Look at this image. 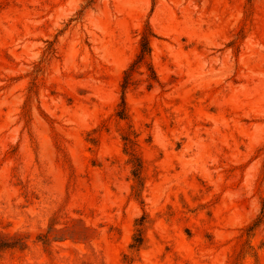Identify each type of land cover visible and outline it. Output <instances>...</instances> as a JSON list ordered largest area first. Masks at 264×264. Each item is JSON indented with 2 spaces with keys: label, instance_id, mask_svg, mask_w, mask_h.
I'll list each match as a JSON object with an SVG mask.
<instances>
[{
  "label": "rangeland",
  "instance_id": "rangeland-1",
  "mask_svg": "<svg viewBox=\"0 0 264 264\" xmlns=\"http://www.w3.org/2000/svg\"><path fill=\"white\" fill-rule=\"evenodd\" d=\"M263 205L264 0H0V264H264Z\"/></svg>",
  "mask_w": 264,
  "mask_h": 264
},
{
  "label": "trees",
  "instance_id": "trees-1",
  "mask_svg": "<svg viewBox=\"0 0 264 264\" xmlns=\"http://www.w3.org/2000/svg\"><path fill=\"white\" fill-rule=\"evenodd\" d=\"M156 38L155 33L153 32L152 28L147 25L144 28V31L141 34V39L139 42V51L135 57V59L132 61V63L129 65L128 69L123 74V80L121 83V88L123 92V98L122 102L119 105V109L117 112V117L120 121L125 122L128 126V132L127 134H124L122 136L124 145H125V152L126 155L129 157V163L132 167V173L135 180V187L134 190L137 194H141L143 188H144V178H143V160L141 159V156L138 151H136L137 141L132 139L131 133L134 130L129 122L130 117L128 114V108L127 103L125 100V94L126 91L135 87L138 83L136 81V77L143 76L145 73H143V70L146 71L147 78V84H148V90L151 91L154 84H161L157 73L155 71L153 61H152V41ZM136 136V135H135ZM137 139V137L135 138ZM140 204L143 206L144 202L141 200ZM147 215L145 214L142 218H140L137 221L136 224V234L134 236V243L133 248H138L144 243V226L146 222ZM264 224V205L263 210L260 215V217L257 219V221L250 226L246 231V236L251 237L252 233L260 226ZM21 238V235L15 234H3L0 233V251L11 249V248H18L26 246L25 243L23 245H19L16 243V240ZM43 239H40L43 244L48 245L50 243V237L44 236ZM61 241H65V239H58ZM252 250V248H251Z\"/></svg>",
  "mask_w": 264,
  "mask_h": 264
}]
</instances>
